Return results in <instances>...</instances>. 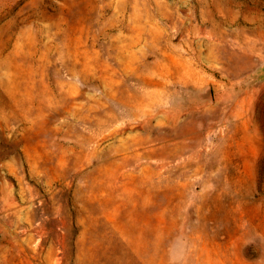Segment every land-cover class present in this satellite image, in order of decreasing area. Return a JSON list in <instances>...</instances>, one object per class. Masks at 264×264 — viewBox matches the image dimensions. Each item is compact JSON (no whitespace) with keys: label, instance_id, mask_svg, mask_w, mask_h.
I'll list each match as a JSON object with an SVG mask.
<instances>
[{"label":"rangeland","instance_id":"obj_1","mask_svg":"<svg viewBox=\"0 0 264 264\" xmlns=\"http://www.w3.org/2000/svg\"><path fill=\"white\" fill-rule=\"evenodd\" d=\"M263 65L264 0H0V264H264Z\"/></svg>","mask_w":264,"mask_h":264},{"label":"water","instance_id":"obj_2","mask_svg":"<svg viewBox=\"0 0 264 264\" xmlns=\"http://www.w3.org/2000/svg\"><path fill=\"white\" fill-rule=\"evenodd\" d=\"M262 70L264 71V65L262 66Z\"/></svg>","mask_w":264,"mask_h":264},{"label":"bare ground","instance_id":"obj_3","mask_svg":"<svg viewBox=\"0 0 264 264\" xmlns=\"http://www.w3.org/2000/svg\"><path fill=\"white\" fill-rule=\"evenodd\" d=\"M236 58V57H235ZM243 61V60H242ZM234 62V61H233ZM244 64V63H243ZM239 70V69H238Z\"/></svg>","mask_w":264,"mask_h":264}]
</instances>
